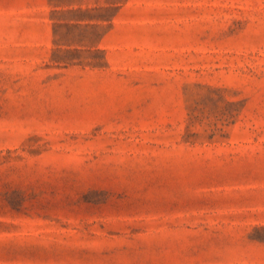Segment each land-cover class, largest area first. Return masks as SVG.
I'll use <instances>...</instances> for the list:
<instances>
[{"label": "rangeland", "instance_id": "obj_1", "mask_svg": "<svg viewBox=\"0 0 264 264\" xmlns=\"http://www.w3.org/2000/svg\"><path fill=\"white\" fill-rule=\"evenodd\" d=\"M0 264H264V0H0Z\"/></svg>", "mask_w": 264, "mask_h": 264}]
</instances>
